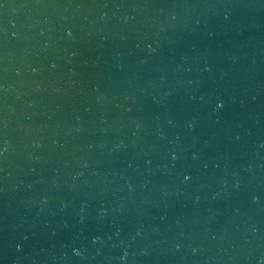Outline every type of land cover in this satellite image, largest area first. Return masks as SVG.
I'll return each mask as SVG.
<instances>
[{
    "label": "water",
    "instance_id": "1",
    "mask_svg": "<svg viewBox=\"0 0 264 264\" xmlns=\"http://www.w3.org/2000/svg\"><path fill=\"white\" fill-rule=\"evenodd\" d=\"M0 264H264V0H0Z\"/></svg>",
    "mask_w": 264,
    "mask_h": 264
}]
</instances>
